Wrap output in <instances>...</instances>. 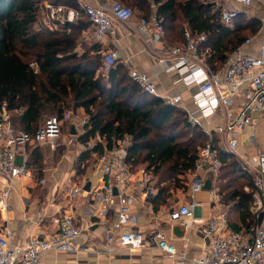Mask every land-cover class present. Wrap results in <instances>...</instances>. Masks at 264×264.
I'll return each mask as SVG.
<instances>
[{"label":"trees","instance_id":"1","mask_svg":"<svg viewBox=\"0 0 264 264\" xmlns=\"http://www.w3.org/2000/svg\"><path fill=\"white\" fill-rule=\"evenodd\" d=\"M115 1L140 19L149 18L156 7L164 18V37L171 47L185 44V31L194 38L205 35L198 50L214 72L262 28L260 20L249 18L245 12L231 25L222 24L213 0ZM46 4L73 9L79 17L57 30H47ZM92 30L76 0H0V111L5 106L13 113L15 128L33 136L46 118L57 117L63 122L67 112L84 111L88 120L82 124L79 138L85 150L76 165L78 177L105 148L131 137L127 163L133 173L141 168L153 172L158 191L150 200L153 210L173 209L174 195L188 191L184 177L192 173L199 151L210 138L189 124L182 108L145 93L131 80L124 65L119 63L104 76L102 46L83 42L84 35ZM97 138L103 143L89 148ZM214 143L222 163L215 184L221 204L229 208V226L237 233L253 232L257 223L252 213L255 175L228 149H221L216 138ZM66 149L63 145L54 152L49 147L28 149L27 169L39 185L46 167L58 165ZM232 212L240 215L243 226L230 222Z\"/></svg>","mask_w":264,"mask_h":264},{"label":"built area","instance_id":"2","mask_svg":"<svg viewBox=\"0 0 264 264\" xmlns=\"http://www.w3.org/2000/svg\"><path fill=\"white\" fill-rule=\"evenodd\" d=\"M76 1L93 25V30L84 35V43L103 42L108 33L114 32L115 23L128 24L135 17L134 12L120 2L103 6L96 0ZM214 4L219 6L217 1ZM254 4L264 6V0H226L218 9L221 23L231 25L238 17L241 11L233 5L249 8ZM45 8L48 16L45 28L50 31L67 22L74 23L79 17L78 12L66 7L46 4ZM149 32L159 36H164L165 32L164 18L154 6L151 16L141 18L138 24L140 35ZM184 40V45L170 49L168 60L164 57L157 59V63L163 65L168 61L166 71L178 73V84L186 89H197L192 108L182 106L181 94L161 93L147 73L129 70L131 80L145 93L163 100L167 105L182 108L188 115L189 124L201 128L210 138L209 143L199 151L194 170L187 175L191 202L168 211L170 222L183 224L193 218L198 208L195 195L205 190L210 177L214 180L219 177L222 163L213 134L220 137L229 151L236 152L241 134L255 126L252 113L264 114V42L257 53L249 55L244 51L252 44L253 37L247 39L228 56L223 67L214 72L198 50L199 44L206 40L205 35L194 38L190 31H185ZM103 57L101 73L106 76L119 64L120 56L117 51H110ZM32 67L37 70L35 63ZM222 111L227 112L226 120L215 125L211 131V122ZM12 118L13 113L3 106L0 111V214L9 209L11 193L17 181L34 179L33 173L27 169L28 149L49 147L55 151L62 139L63 123L57 117L46 119L34 136L15 128ZM98 143H103L102 139L97 138L88 147L93 148ZM132 144L131 137H124L111 148H105L93 164L92 171L100 184L93 196V217L98 224H104L113 214L112 225L107 228V247L118 243L121 248L137 252L144 246V236L127 229L133 219L132 207L136 201H150L156 194V188L152 171L141 168L133 173L128 165V150ZM257 160L252 201V213L257 220L255 229L243 234L230 228L227 212L222 210L217 200L218 189L211 184L210 203L214 213L201 230L208 243L193 264H264V153H259ZM138 189L142 193L139 199L135 196ZM82 190L75 187L69 194L70 198H75ZM246 191L249 192L248 189ZM53 223L56 228L53 234L44 239L30 238L19 246L12 242L13 232L0 219V264H43L44 258L53 251H76L82 231L75 216L66 214L55 218ZM116 231H122L120 236H115ZM156 240L158 248L168 257L176 262L188 260L186 252L179 253L161 234L156 236ZM79 251L87 252L88 249L81 247Z\"/></svg>","mask_w":264,"mask_h":264},{"label":"crops","instance_id":"3","mask_svg":"<svg viewBox=\"0 0 264 264\" xmlns=\"http://www.w3.org/2000/svg\"><path fill=\"white\" fill-rule=\"evenodd\" d=\"M96 1L103 6H110L115 0ZM215 1L219 3V6L214 4ZM225 2L226 0L212 1L217 10ZM233 7L245 12L247 16L248 13L250 14L249 10L256 9L257 13L255 12V15H251L249 18L260 20L262 28L253 37L252 44L244 51L245 54H255L264 42V6L254 4L249 8H243L239 5H233ZM139 20L138 15H135L128 24L115 23L114 32L108 33L104 41L99 43L103 49V56L110 51H117L120 56L119 63L124 65L128 71L137 69L147 73L155 81L161 93H169L174 96L181 94L183 97L182 106L192 108L193 95L197 89H186L178 84V73L166 71L169 65L168 61L163 65L157 63V59L167 58L172 47L167 43L164 36L152 32L144 36L140 35L138 33ZM82 112L85 114L84 111ZM226 117L227 112L222 111L211 122V131L215 125L224 123ZM252 118L255 126L248 128L241 134L238 149L236 152H230L250 173L255 175L258 170V154L264 153V114L259 115V113L254 112ZM75 130L73 129L74 132L70 138L62 135L61 145L69 148L72 139L77 136L78 139L80 138L83 130H76V132ZM213 135L221 149H227L220 137ZM79 145L81 148L85 147L80 142ZM80 178L76 176L75 170L67 161L59 169L46 172L40 185L34 179L18 180L11 193L9 209L0 214L1 222L13 232L12 242L20 246L30 238L44 239L56 231L53 223L55 218L73 214L82 231L77 241L76 251H53L44 258L43 264H193V261L202 255L208 242L203 238L201 230L214 211H212V204L209 202L207 205L209 212L207 215L204 214L205 204L196 201L199 193L195 195L198 208L193 218L185 224L169 221L167 215L171 209L155 212L150 201L146 200L144 203L136 201L132 207V223L127 229L142 234L144 246L140 251L133 252L121 248L118 243L112 244L110 248L107 247V228L112 225L113 214H110L104 224H98L97 219L93 217V196L100 185L99 180L95 175L88 180L82 176L83 182L80 184ZM209 179L212 182V187H217L215 180L212 177ZM184 180L189 191L190 179L186 175ZM0 186L2 188V184ZM75 187H81L83 190L75 198H70L69 194ZM188 191L185 193L178 191L174 195L175 199L171 203V208L189 204L191 200L188 197ZM157 192L156 190V194ZM203 192L209 193L208 190ZM141 195L142 193L138 189L136 198H141ZM217 200L222 210L228 213L229 208L221 204L219 194ZM229 217L231 223L243 226L238 213L232 212ZM121 233L122 231H116L115 236L118 237ZM159 234L174 245L179 253L186 252L188 260L176 262L174 258L163 253L158 248L156 240V236ZM81 247L87 248L88 251H79Z\"/></svg>","mask_w":264,"mask_h":264},{"label":"rangeland","instance_id":"4","mask_svg":"<svg viewBox=\"0 0 264 264\" xmlns=\"http://www.w3.org/2000/svg\"><path fill=\"white\" fill-rule=\"evenodd\" d=\"M254 10L253 9L249 10L250 14L248 13V17H251V15H255L256 9L254 8ZM135 15H136V12H135ZM37 28H38V25H36V27L32 30V32L36 31ZM84 120L87 121L88 118H87V115L83 114L82 111H78V112L69 111V112H67V114L65 116V120H63V122H62L63 123V128H62L63 137L64 136L65 137H69V138L72 137L71 135L74 132L73 129L82 131L83 130L82 122ZM76 130H75V132H76ZM96 140L91 141V143L94 142V141L96 142ZM61 143L62 142H59V145L57 147H59ZM43 148H45V147H43ZM82 149L84 151L85 147L81 148V146L79 145V139H78V136H77L76 138L72 139L71 146H69V148H67L65 150V153H64L61 161L59 162V164L56 165V166L46 167V169L44 170V173L48 172L49 170H53L54 171L57 168L59 169L60 166L63 165V163H65L67 161H69V163L72 165V167L75 170V172H77V166L76 165L78 163V160H79V157H80L81 153L83 152ZM50 150L52 152H54V150H52V149H50ZM92 167H93V164L89 165L85 169V174L83 175V177L86 178L87 180L92 178V177H94V173L92 171ZM34 177H36V176L33 175V178ZM82 179L83 178L81 177L80 178V184H82L81 182H83ZM34 180H35V178H34ZM174 199H175V196L172 199V202L174 201ZM196 201L205 204L204 214L207 215L208 212H209V208H208L207 205L210 202L209 193L208 192H203V193L197 194Z\"/></svg>","mask_w":264,"mask_h":264},{"label":"water","instance_id":"5","mask_svg":"<svg viewBox=\"0 0 264 264\" xmlns=\"http://www.w3.org/2000/svg\"><path fill=\"white\" fill-rule=\"evenodd\" d=\"M211 184H212L211 181H207L206 184H205V190L209 191L211 189Z\"/></svg>","mask_w":264,"mask_h":264}]
</instances>
